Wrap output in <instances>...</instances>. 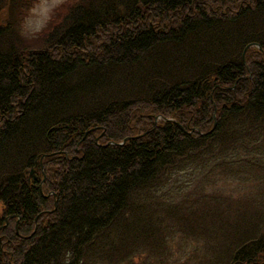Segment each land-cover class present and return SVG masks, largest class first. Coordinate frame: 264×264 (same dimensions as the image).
<instances>
[{
	"label": "trees",
	"instance_id": "16d2710c",
	"mask_svg": "<svg viewBox=\"0 0 264 264\" xmlns=\"http://www.w3.org/2000/svg\"><path fill=\"white\" fill-rule=\"evenodd\" d=\"M37 1L0 0V264H122L176 230L191 264L263 263L256 184L207 182L264 169V0H65L27 35Z\"/></svg>",
	"mask_w": 264,
	"mask_h": 264
},
{
	"label": "rangeland",
	"instance_id": "374dc122",
	"mask_svg": "<svg viewBox=\"0 0 264 264\" xmlns=\"http://www.w3.org/2000/svg\"><path fill=\"white\" fill-rule=\"evenodd\" d=\"M63 1L65 0H38L35 2L28 11L25 21L23 22L25 33L27 35H31V33L35 35L43 29L49 22L54 9ZM4 17L5 15H0V22L4 20ZM113 88L115 87H110V89ZM241 157L246 159L243 155H241ZM241 157L231 155L228 158L227 162H229L233 168L227 169L225 162L217 166L216 177L212 176L210 178V183L207 182L208 191L209 193H212L214 189H217L218 191L229 193L232 190L234 198H236L239 196V192H241V187L245 184H249V186L251 184H256L255 193L256 195L260 194V198L263 200L264 211V169L258 170L257 176L259 178L253 180V183L251 179L245 181V178L251 173L249 171L243 172V169L246 167L243 165ZM146 200H148V198L144 201ZM164 237V241H159L157 243L153 241L152 247L154 248V251H151L147 258L146 255L148 254V251L143 250L145 247L143 243H141L140 245H137V247L140 250H143L142 253L132 252L128 259L122 264H150V261L146 262L148 258L153 260L152 264H158L159 262L168 264H191L195 261V256L192 254L193 250L198 248V252L200 254L202 253L201 244L190 238V235H187L183 230H176L171 235ZM120 250L123 251V249ZM229 251H233V249H229ZM204 253L209 255L208 262L211 263L218 259L217 255H220L221 251L211 247L208 251H205L204 249ZM137 254H140L141 257ZM225 264L228 263L226 262Z\"/></svg>",
	"mask_w": 264,
	"mask_h": 264
},
{
	"label": "water",
	"instance_id": "95a60500",
	"mask_svg": "<svg viewBox=\"0 0 264 264\" xmlns=\"http://www.w3.org/2000/svg\"><path fill=\"white\" fill-rule=\"evenodd\" d=\"M254 44V43H253ZM258 46H259V44L258 43H256ZM248 47V46H247ZM215 127V126H214ZM32 171V173H33V169L31 170Z\"/></svg>",
	"mask_w": 264,
	"mask_h": 264
},
{
	"label": "flooded vegetation",
	"instance_id": "af4514ba",
	"mask_svg": "<svg viewBox=\"0 0 264 264\" xmlns=\"http://www.w3.org/2000/svg\"><path fill=\"white\" fill-rule=\"evenodd\" d=\"M261 264H264V262H263V263H261Z\"/></svg>",
	"mask_w": 264,
	"mask_h": 264
},
{
	"label": "clouds",
	"instance_id": "9594fccd",
	"mask_svg": "<svg viewBox=\"0 0 264 264\" xmlns=\"http://www.w3.org/2000/svg\"><path fill=\"white\" fill-rule=\"evenodd\" d=\"M42 30V29H41Z\"/></svg>",
	"mask_w": 264,
	"mask_h": 264
}]
</instances>
